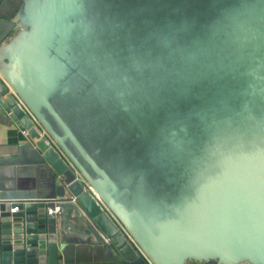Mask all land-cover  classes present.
<instances>
[{
	"label": "water",
	"instance_id": "obj_1",
	"mask_svg": "<svg viewBox=\"0 0 264 264\" xmlns=\"http://www.w3.org/2000/svg\"><path fill=\"white\" fill-rule=\"evenodd\" d=\"M1 52L0 264H264V0H0Z\"/></svg>",
	"mask_w": 264,
	"mask_h": 264
},
{
	"label": "crops",
	"instance_id": "obj_2",
	"mask_svg": "<svg viewBox=\"0 0 264 264\" xmlns=\"http://www.w3.org/2000/svg\"><path fill=\"white\" fill-rule=\"evenodd\" d=\"M2 54V52L0 53ZM25 143V133L20 132L9 120V117L0 109V152L1 159H14L15 164L6 167L0 166V177L8 178L11 185L15 182L22 185L41 186L44 181V172L29 170L28 166H17L15 159H26L25 154H15L17 145ZM61 263L63 260H59ZM100 264V263H96Z\"/></svg>",
	"mask_w": 264,
	"mask_h": 264
},
{
	"label": "built area",
	"instance_id": "obj_3",
	"mask_svg": "<svg viewBox=\"0 0 264 264\" xmlns=\"http://www.w3.org/2000/svg\"><path fill=\"white\" fill-rule=\"evenodd\" d=\"M0 78H1V76H0ZM1 80H2V78H1ZM57 209V208H56ZM129 240L132 242V244H133V246L136 248V250L142 255V257L145 259V261H146V263L147 264H151L146 258H145V256L143 255V253H142V251L134 244V242L129 238Z\"/></svg>",
	"mask_w": 264,
	"mask_h": 264
},
{
	"label": "rangeland",
	"instance_id": "obj_4",
	"mask_svg": "<svg viewBox=\"0 0 264 264\" xmlns=\"http://www.w3.org/2000/svg\"><path fill=\"white\" fill-rule=\"evenodd\" d=\"M80 260H83L84 262L86 261V262H89V263H91L92 261L91 260H89V258H86V257H82V258H79ZM93 262H99V261H93Z\"/></svg>",
	"mask_w": 264,
	"mask_h": 264
}]
</instances>
